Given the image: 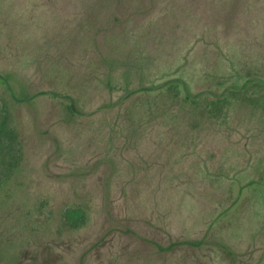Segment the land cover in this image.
<instances>
[{
  "label": "rangeland",
  "instance_id": "1",
  "mask_svg": "<svg viewBox=\"0 0 264 264\" xmlns=\"http://www.w3.org/2000/svg\"><path fill=\"white\" fill-rule=\"evenodd\" d=\"M0 264H264V0H0Z\"/></svg>",
  "mask_w": 264,
  "mask_h": 264
},
{
  "label": "trees",
  "instance_id": "2",
  "mask_svg": "<svg viewBox=\"0 0 264 264\" xmlns=\"http://www.w3.org/2000/svg\"><path fill=\"white\" fill-rule=\"evenodd\" d=\"M68 218H71V216H67Z\"/></svg>",
  "mask_w": 264,
  "mask_h": 264
}]
</instances>
